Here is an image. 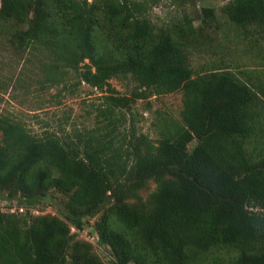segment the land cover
Masks as SVG:
<instances>
[{
	"label": "trees",
	"instance_id": "trees-1",
	"mask_svg": "<svg viewBox=\"0 0 264 264\" xmlns=\"http://www.w3.org/2000/svg\"><path fill=\"white\" fill-rule=\"evenodd\" d=\"M163 1L0 0L9 42L51 51V87L68 89L72 75L103 91L131 78L138 99L181 93L183 103L157 142L122 136L116 114L129 99L110 89L98 109L106 121L90 130L35 135L0 115V200L28 208L0 211V264H105L72 234L100 213L97 246L110 248V264H264L263 75L239 63L196 72L191 52L218 42L217 14L204 9L199 26L157 24L151 11ZM221 11L263 61L264 0H229ZM51 189L67 194L65 219L29 212Z\"/></svg>",
	"mask_w": 264,
	"mask_h": 264
},
{
	"label": "rangeland",
	"instance_id": "rangeland-1",
	"mask_svg": "<svg viewBox=\"0 0 264 264\" xmlns=\"http://www.w3.org/2000/svg\"><path fill=\"white\" fill-rule=\"evenodd\" d=\"M184 1L186 3L181 5V2L174 4L173 0H164L162 5L151 11V17L157 24L180 18L189 20L191 17L195 20V25L199 26L202 23L204 9L215 11L216 21L221 25L220 30L214 32L218 42L211 47L205 46L191 52L194 70L206 71L213 65L222 63L234 68L239 63L240 66L254 67L256 72L263 75L264 82V60L258 59L256 62L251 60L259 50L238 38L234 27L228 23L221 11L229 0ZM9 33L0 29V115H8L21 121L35 135H43L47 130H59L60 125L69 131L73 128L90 130L104 124L106 120L99 116L98 109L105 102L104 96L112 94L108 89L114 90L117 96L129 99V104L117 109L116 114L117 117L121 116L120 131L122 136H128L127 140L130 136L134 138L136 135L146 134L153 142H157L165 126L181 117L183 109L181 93L138 99L134 96L137 83L131 78L111 80L103 91L85 83L76 86L78 80L72 75L66 82L67 86L70 85L68 89L64 86L51 87L45 83L43 76L44 66L51 60V51L40 45H33L25 51L17 50L9 42ZM259 46L264 47V43L260 42ZM1 139L0 132V141ZM195 144L196 141L191 147ZM155 187L156 183L150 182L147 188L140 192L142 198L147 199ZM15 199L19 200V195L15 196ZM67 199L64 192L51 189L46 198L35 204L29 212L37 216L51 215L65 219ZM100 216L101 213L86 218L84 228L80 230L73 228L72 234L76 240L93 243L94 251L105 264H110L112 259L110 248L100 244L97 246L99 234L95 225Z\"/></svg>",
	"mask_w": 264,
	"mask_h": 264
},
{
	"label": "built area",
	"instance_id": "built-area-1",
	"mask_svg": "<svg viewBox=\"0 0 264 264\" xmlns=\"http://www.w3.org/2000/svg\"><path fill=\"white\" fill-rule=\"evenodd\" d=\"M26 210H27L26 207H23V206L20 207V206L11 204V202L7 199L0 200V211L13 214L17 212L24 213L26 212Z\"/></svg>",
	"mask_w": 264,
	"mask_h": 264
}]
</instances>
